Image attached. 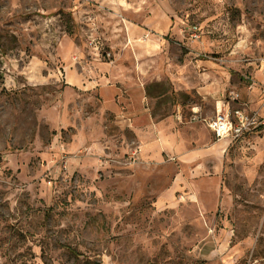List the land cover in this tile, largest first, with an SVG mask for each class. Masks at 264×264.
Returning <instances> with one entry per match:
<instances>
[{"label": "rangeland", "instance_id": "obj_1", "mask_svg": "<svg viewBox=\"0 0 264 264\" xmlns=\"http://www.w3.org/2000/svg\"><path fill=\"white\" fill-rule=\"evenodd\" d=\"M236 108L264 116V0H0V264H264V128L206 124Z\"/></svg>", "mask_w": 264, "mask_h": 264}, {"label": "built area", "instance_id": "obj_2", "mask_svg": "<svg viewBox=\"0 0 264 264\" xmlns=\"http://www.w3.org/2000/svg\"><path fill=\"white\" fill-rule=\"evenodd\" d=\"M190 120L201 121L203 118H200L199 115L194 113ZM206 124L217 140L223 138L234 139L245 132L255 130L259 127L264 128V116L257 117L244 109L236 108L232 112L225 114L217 112L213 117L206 119Z\"/></svg>", "mask_w": 264, "mask_h": 264}, {"label": "crops", "instance_id": "obj_3", "mask_svg": "<svg viewBox=\"0 0 264 264\" xmlns=\"http://www.w3.org/2000/svg\"><path fill=\"white\" fill-rule=\"evenodd\" d=\"M144 90H145L144 85H141L138 87H137V85H134L133 91H135L136 95L139 96L140 98H142V94L144 93ZM136 102H138V104H139L140 103L139 99H137ZM139 107H141V108L135 109L136 112H135V115L133 117V121L131 122V126L134 130V142L137 143L139 148L141 149V152H142L141 159L143 160V159L149 158V157H147L148 154L146 153V150L150 147V145H158V146L163 147V138L162 137H165V136L162 135V133L159 131L158 137H161L160 138L161 140H158L157 138H154L153 140L149 139L150 138V135L148 134L149 129H151L152 125H154L156 123L154 122L152 115L150 114L149 110L147 109V107H145L144 104L139 105ZM164 121L165 120L157 121V122L162 123ZM155 126H157V125H155ZM209 131H210V129H209ZM170 133L173 134L174 132L170 131ZM153 137H154V135H153ZM194 137H199V138L194 139ZM191 138L194 141L198 140L200 142L201 135L194 133L193 135H191ZM219 141H221L220 143L223 144L225 140L223 138V139H220ZM195 151L196 150L192 149V153L187 154V156H189L187 158H191V159L195 158V156H194V155H196ZM197 154H198L197 156H199L200 153L197 152ZM153 155L156 156V158H159V156L156 153H154ZM193 165H194L193 169L198 170V168L201 167L202 162L194 163Z\"/></svg>", "mask_w": 264, "mask_h": 264}]
</instances>
